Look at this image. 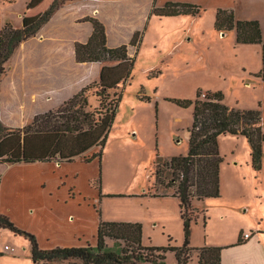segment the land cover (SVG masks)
<instances>
[{"label":"trees","instance_id":"1","mask_svg":"<svg viewBox=\"0 0 264 264\" xmlns=\"http://www.w3.org/2000/svg\"><path fill=\"white\" fill-rule=\"evenodd\" d=\"M96 3L97 0H30L22 27L7 23L2 28L0 165L73 163L78 157L87 163L98 160L97 183L102 197L101 162L123 98V93L112 98L110 92L132 80L152 16H199L202 8L173 1L157 7V0H153L144 28L135 30L128 41L112 42L103 18L87 11ZM215 28L218 32L234 30L238 43L262 45L263 67L257 76L264 80L260 22L239 20L233 10L218 8ZM90 93L98 98V107L93 108L90 103ZM224 98L220 91L203 93L200 89L195 99L167 98L181 108L194 109L187 155L163 160L157 153L154 166L155 183L174 189V196L180 200L184 222L181 246L145 245L141 222L106 221L100 208L96 245L43 249L35 234L18 227L1 211L0 236L3 229H8L27 239L32 260L39 264H167L170 252L174 253L176 264H190L195 253L198 264H221L223 247L191 245L192 225L199 219L193 200L221 196V136H244L251 146L256 171L262 169L264 144L262 111L231 108ZM140 99L152 100L149 96ZM94 147L99 148L98 152L86 156ZM167 170L172 177L165 182ZM204 221L207 223L206 216ZM109 241H113L112 246ZM238 243H243L242 235ZM3 255L0 251V258Z\"/></svg>","mask_w":264,"mask_h":264},{"label":"rangeland","instance_id":"2","mask_svg":"<svg viewBox=\"0 0 264 264\" xmlns=\"http://www.w3.org/2000/svg\"><path fill=\"white\" fill-rule=\"evenodd\" d=\"M168 1L200 5L202 11L199 16H152L138 52L132 80L110 92L112 98L123 93L102 158V193L111 197L104 199L102 206L110 217L129 213L133 205L119 195L141 192L143 181L149 186L153 184L148 191L151 194L170 191L155 183L152 162L157 159V153L163 160L187 155V133L192 126L193 110L181 108L167 98L195 99L199 89L203 93L220 91L224 94V103L231 108L261 110L264 130V80L257 76L263 67L262 45L238 43L234 30L218 32L215 28L217 9L233 10L236 19L258 20L264 39V0H157V7H163ZM152 3L153 0H97L93 9L87 11L103 18L112 42L128 41L135 30L144 28ZM22 5L19 0L14 4L0 0V25L7 18L18 23ZM80 17L84 18V14ZM21 27L22 24L18 28ZM145 96L151 97V102L140 99ZM89 100L93 108L99 106L94 93H90ZM219 143L223 163L235 158L244 164L250 159L251 146L244 136H221ZM97 150L99 148L93 149L87 156ZM36 164L1 166L7 189L0 209L12 213L13 219L3 214L21 229L38 237V234L45 233L44 222L35 212L42 178H46L53 187L61 186V180H66L83 194L88 204L94 200L98 202L99 192L98 174H95L92 164L83 161L59 166L53 162ZM225 170L222 187L224 200H227L232 199L238 190L233 186L235 174L227 167ZM66 174L69 178H65ZM171 177V172L167 170L165 182ZM248 197L251 204L247 210L246 225L259 213L254 196L250 193ZM202 209L206 212L195 208L198 217H212L216 227V209L212 205ZM209 229H212L211 225ZM245 234L252 235L246 231L241 233L242 238ZM0 239V251L1 245L10 247L7 250L9 255L2 264H31V246L27 239L8 229L1 231ZM195 241L202 242L199 234ZM109 245L112 246L113 241H109ZM197 256L190 264H198ZM173 262L176 264V258L170 256L167 264Z\"/></svg>","mask_w":264,"mask_h":264},{"label":"crops","instance_id":"3","mask_svg":"<svg viewBox=\"0 0 264 264\" xmlns=\"http://www.w3.org/2000/svg\"><path fill=\"white\" fill-rule=\"evenodd\" d=\"M19 1H22L23 5L18 13V23L12 19H3L0 25V32L7 23H12L16 28L22 24L23 15L30 0ZM4 2L14 4L18 0H4ZM12 7L10 6L9 8ZM108 64L111 65L110 63ZM190 108L194 112L193 107ZM175 109L181 113L179 108L176 107ZM187 135L189 143L190 132ZM93 149H97V147L92 148L90 151ZM90 151L85 155L87 156ZM170 158L168 157L164 160H169ZM78 161H83L82 157H78L75 162ZM155 161L152 162V167L155 166ZM225 163L221 165V196L219 198L193 200L194 207L203 211V213L206 212L202 209L203 207L212 205L216 209L214 221L217 220V226H213L212 217L208 218L207 223H205V216L201 215L198 221L192 225L191 245L194 248L204 246L223 247L221 264H264V149L263 165L259 171L253 168L251 155L250 159L244 164H240L235 158ZM39 164L46 165L47 163H37L36 165L38 166ZM55 164L59 166L63 163ZM87 164L95 166V174H98L99 178V161L94 160ZM1 166L3 165H0V208L7 189ZM226 167L235 174L233 186H235L238 192L232 199L224 200L225 194L222 187V179ZM65 178H69V175L66 174ZM60 183L61 186L53 187L50 183L48 184L46 178H42L41 180L42 189L40 191L39 202L35 206V212L40 220L44 222L45 226V233L38 234L37 237L43 249H51L56 246H86L89 243L96 245L98 230L97 208L101 209L103 219L106 221L141 222L143 224V242L145 245L181 246L184 242V222L181 214L180 200L174 196L175 190L171 188L168 193H160L159 196L145 195L153 184L149 186L148 182L146 185L143 181L142 186L144 189L141 192L120 196V198H125V200H128L133 205L129 213L123 214L121 217H110L102 206L104 199L111 198L107 194L103 192L104 195L102 197L99 196L98 202L94 200L91 204H88L85 203L83 194L77 191L76 187L68 184L66 180H61ZM250 193L256 200L255 203L259 207V213L256 219L246 225L247 210L249 204H251L248 197ZM0 211L13 219L12 213L9 211L4 209H0ZM210 225L212 229H209ZM246 231H250L252 235L249 238H242L243 243L239 244L238 241L241 233L243 234ZM197 234L202 238L201 243L195 241ZM157 238L161 239V241L157 242ZM6 246L3 247L1 245V252L4 255L0 258V264L9 255L7 250H10V247L6 249ZM195 255L197 256L196 253ZM167 256V260L170 256L175 257L174 253L171 252ZM30 257L32 259V253ZM60 262L67 261L53 263ZM31 264L39 263H35L32 260Z\"/></svg>","mask_w":264,"mask_h":264},{"label":"built area","instance_id":"4","mask_svg":"<svg viewBox=\"0 0 264 264\" xmlns=\"http://www.w3.org/2000/svg\"><path fill=\"white\" fill-rule=\"evenodd\" d=\"M249 234H245V238H249ZM6 249H8V246H6Z\"/></svg>","mask_w":264,"mask_h":264},{"label":"bare ground","instance_id":"5","mask_svg":"<svg viewBox=\"0 0 264 264\" xmlns=\"http://www.w3.org/2000/svg\"><path fill=\"white\" fill-rule=\"evenodd\" d=\"M3 253V252H2Z\"/></svg>","mask_w":264,"mask_h":264}]
</instances>
